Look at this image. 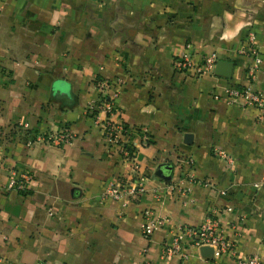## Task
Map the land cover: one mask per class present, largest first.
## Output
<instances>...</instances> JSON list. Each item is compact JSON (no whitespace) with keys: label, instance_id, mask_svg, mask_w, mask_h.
Returning a JSON list of instances; mask_svg holds the SVG:
<instances>
[{"label":"crops","instance_id":"crops-1","mask_svg":"<svg viewBox=\"0 0 264 264\" xmlns=\"http://www.w3.org/2000/svg\"><path fill=\"white\" fill-rule=\"evenodd\" d=\"M248 34L263 57L253 79L237 53ZM186 44L194 64L232 63L230 79L175 71ZM98 78L124 85L118 121L148 129L147 144L128 136L146 180L124 201L102 195L128 166L84 113ZM248 83L264 93V0H0V264H235L209 248L164 252L208 213L264 264V120L225 98ZM62 129L69 144L26 145ZM14 168L31 175L25 193L1 191ZM145 210L166 219L150 238Z\"/></svg>","mask_w":264,"mask_h":264},{"label":"built area","instance_id":"built-area-1","mask_svg":"<svg viewBox=\"0 0 264 264\" xmlns=\"http://www.w3.org/2000/svg\"><path fill=\"white\" fill-rule=\"evenodd\" d=\"M190 48V44L185 45L184 51L173 61V69L184 73L192 70L196 77L212 75L216 62L219 61V56L212 53L202 57L198 63L194 64ZM237 53L252 58L247 75L249 79H253L263 63V57L255 45L253 34L247 35ZM123 87L124 85L119 79L115 82L104 79L95 80L93 82L95 95L87 102L84 109L85 115L92 120L93 126L102 133L109 152L116 155L122 164L128 166L127 174L119 177L116 182L108 184L102 195L104 198L109 197L117 201H124L144 192L145 175L141 171L137 160V149L129 143L128 136L136 133L144 144L149 142L146 127H130L117 119L115 101L122 93ZM214 98H218L217 95H214ZM225 98L230 104H239L242 107L255 109L257 111L256 120H264V93L254 91L251 84L248 83L243 87L227 88ZM26 127L27 125H23V128ZM72 139V133L68 129H62L55 133L32 134L26 145L31 146L36 143L45 146H61L69 144ZM215 155L228 164L232 163V158L222 150L215 151ZM30 181L31 175L28 172L14 168L10 171L8 182L2 187L1 191L25 193L28 190ZM261 185H264V178L259 183L254 184V187L260 188ZM219 194L224 196L226 192L220 191ZM165 223L166 219L155 218L151 210H145L141 225L142 236L150 238ZM185 247L195 249L211 248L215 256L228 254L235 261V264H259L257 256H240L237 253L235 243L225 236L219 219L214 213H208L204 221L194 228L179 227L164 252L167 256L182 254Z\"/></svg>","mask_w":264,"mask_h":264},{"label":"water","instance_id":"water-1","mask_svg":"<svg viewBox=\"0 0 264 264\" xmlns=\"http://www.w3.org/2000/svg\"><path fill=\"white\" fill-rule=\"evenodd\" d=\"M232 63L227 62V61H223V60H219L216 62L215 68H214V74L218 75V76H222L225 77L227 79H230L231 77V72H232ZM185 141H187L188 139H191V135L186 134L184 136ZM170 171L171 168L168 165H161L158 167V170L156 172V176L161 178L164 181H169L170 180ZM208 249V247H203L200 249ZM211 249V248H209ZM211 251V250H210Z\"/></svg>","mask_w":264,"mask_h":264},{"label":"trees","instance_id":"trees-1","mask_svg":"<svg viewBox=\"0 0 264 264\" xmlns=\"http://www.w3.org/2000/svg\"><path fill=\"white\" fill-rule=\"evenodd\" d=\"M98 80H100L99 78L98 79H96V81H98ZM27 133V132H26ZM28 134V133H27Z\"/></svg>","mask_w":264,"mask_h":264}]
</instances>
